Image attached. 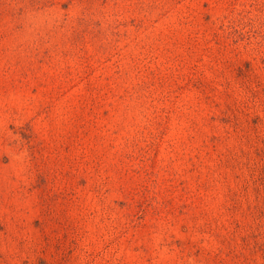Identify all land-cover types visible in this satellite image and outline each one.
Returning a JSON list of instances; mask_svg holds the SVG:
<instances>
[{
    "label": "rangeland",
    "instance_id": "obj_1",
    "mask_svg": "<svg viewBox=\"0 0 264 264\" xmlns=\"http://www.w3.org/2000/svg\"><path fill=\"white\" fill-rule=\"evenodd\" d=\"M0 264H264V0H0Z\"/></svg>",
    "mask_w": 264,
    "mask_h": 264
}]
</instances>
